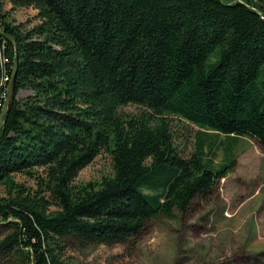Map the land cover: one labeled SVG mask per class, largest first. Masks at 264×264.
Masks as SVG:
<instances>
[{"label":"trees","instance_id":"obj_1","mask_svg":"<svg viewBox=\"0 0 264 264\" xmlns=\"http://www.w3.org/2000/svg\"><path fill=\"white\" fill-rule=\"evenodd\" d=\"M8 1L39 22H13L0 0V30L19 51L0 130V263L63 264L68 240L136 239L153 218H183L234 170L233 156L218 167L206 158L213 136L227 152L241 137L264 147V0ZM1 51L11 81L15 46L0 37V79ZM133 104L142 110H121ZM175 119L198 127L189 157ZM103 150L113 175L74 184Z\"/></svg>","mask_w":264,"mask_h":264},{"label":"rangeland","instance_id":"obj_2","mask_svg":"<svg viewBox=\"0 0 264 264\" xmlns=\"http://www.w3.org/2000/svg\"><path fill=\"white\" fill-rule=\"evenodd\" d=\"M5 10L15 23L27 29L39 22L37 9L12 8L8 0ZM21 91L20 96L29 95ZM126 113H139L138 105L121 108ZM175 143L185 157L195 150L192 123L175 119ZM224 135L213 136L214 150L207 159L218 167L234 157V170L217 182L208 199L197 198L183 218L160 216L149 221L143 233L126 243L81 246L68 240L63 247V264H264V147L255 139L241 137L233 148H227ZM113 175L111 154L103 150L84 167L74 184L100 183ZM26 184L29 191L38 190V177L23 173L13 175ZM7 187L0 184V198L7 197ZM55 210V206H51ZM5 264V263H0ZM7 264V263H6Z\"/></svg>","mask_w":264,"mask_h":264},{"label":"water","instance_id":"obj_3","mask_svg":"<svg viewBox=\"0 0 264 264\" xmlns=\"http://www.w3.org/2000/svg\"><path fill=\"white\" fill-rule=\"evenodd\" d=\"M0 37L4 38V39L10 41L12 44H14L15 50H16L14 70H13V74H12V78H11L10 84L8 86V93H7L5 105H4L3 109L1 110V114H0V130H1L2 124H3L4 120H5L7 111L9 109L10 104H11V101L15 97L16 76H17L18 67H19V53H18L19 51H18L17 42H16V40L13 37L7 35L5 32H3L1 30H0Z\"/></svg>","mask_w":264,"mask_h":264},{"label":"built area","instance_id":"obj_4","mask_svg":"<svg viewBox=\"0 0 264 264\" xmlns=\"http://www.w3.org/2000/svg\"><path fill=\"white\" fill-rule=\"evenodd\" d=\"M8 58L4 56L1 51V64L3 67V76L0 79V111L3 109L8 93V86L10 81V76L7 70Z\"/></svg>","mask_w":264,"mask_h":264}]
</instances>
